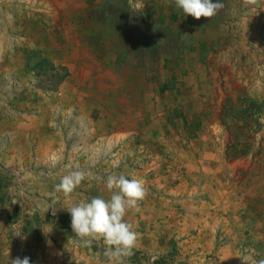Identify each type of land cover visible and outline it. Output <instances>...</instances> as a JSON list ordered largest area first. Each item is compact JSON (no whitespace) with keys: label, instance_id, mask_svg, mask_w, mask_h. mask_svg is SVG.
Segmentation results:
<instances>
[{"label":"crops","instance_id":"obj_1","mask_svg":"<svg viewBox=\"0 0 264 264\" xmlns=\"http://www.w3.org/2000/svg\"><path fill=\"white\" fill-rule=\"evenodd\" d=\"M92 1L0 0V82L31 81L37 63L28 57L31 50L63 49L70 59L74 54L100 56L105 37L80 31ZM35 2L41 9L33 10ZM17 34L32 36L24 45L16 42ZM216 34L226 41L231 37L218 54L233 64L215 63L203 47L186 61L177 53L185 61L181 73L166 72L162 82H126L116 72L118 54L113 59L107 51V63L90 82H66L60 98L43 95L25 105L21 94L12 108L4 106L0 264H13L14 247L17 252L22 248L24 256H19L31 264L264 261V85L241 72L250 64L243 59L252 47L247 35L235 40L228 31ZM260 36L264 39V32ZM74 40L84 47H76ZM167 58L163 68H171ZM224 64L234 82L220 72ZM243 97L256 101L258 117L248 114ZM22 104L36 108L38 115L17 111ZM58 107L69 125L62 126L63 133L52 128ZM77 131L84 136L78 138ZM142 149L152 159L132 166V158L144 161L138 156ZM115 167V175L141 179L147 191L124 218L138 233L137 245L130 254L109 258L102 239L88 244L75 236L66 208L94 196L109 199L106 179ZM73 171L84 174L82 182L70 193L57 190L61 178Z\"/></svg>","mask_w":264,"mask_h":264},{"label":"rangeland","instance_id":"obj_2","mask_svg":"<svg viewBox=\"0 0 264 264\" xmlns=\"http://www.w3.org/2000/svg\"><path fill=\"white\" fill-rule=\"evenodd\" d=\"M92 2V6L87 8L88 22L82 24V29L80 31L93 33L98 37L104 36L106 41V44H104L105 46L102 47L104 51L102 53L104 54L102 55V53H100L101 55L97 56V60V57H89L88 55L83 57L79 56V54L78 56H75V54L72 55L70 59L69 56L71 54L64 53L65 51L63 49H55L56 51L50 53L46 52L45 54L41 52V56L48 58L54 65L64 67L65 69L52 70L39 76L37 75V69L33 66L31 68V81L26 82L24 85L22 82H13L14 80L11 82H0V111L4 109V106H11L10 108H12V105L15 104L14 102L16 101V98L21 94L24 98L22 103L25 105L27 100L31 103L32 99L43 95L53 99L55 96L60 98V94H64L65 92L64 89L66 82H71V84H79L81 82L88 83L93 76L99 77L101 67L104 66V63H107V59L109 58V55H106L107 51L110 52V56H113V59H115L114 54H118L117 57L120 61L116 72L119 73L120 77L123 76L126 82H162L167 76L166 72L172 71L174 75L177 73L179 74V71L181 73L186 57H190L191 54L196 52V50L203 47L204 52L208 57L212 53L211 59L215 58V63H221L223 62L222 59H224L226 62L233 64L232 60L227 55H219V48L223 46L222 42H227L231 37L227 41L222 40V38L217 36L216 33L225 31L231 32L232 34L234 33L236 35L235 37H237L235 40H240L247 35L249 39H247L248 44L252 47L250 50L251 53H247V55L243 56V59L249 60L250 64L247 65V71L243 70L241 72L245 73L246 78H249L250 82H262L264 85V48H262L264 47V39L260 36L261 33L264 32V0H221L222 7L219 8L215 16L211 18L201 17L199 20L191 15H188L185 18L182 9L176 6L175 0H114V3H117V6H126L131 17L137 12H143L147 17H145L144 20L146 21V19H148L151 21V23L148 24L151 28L150 33L154 36L156 41L159 42L160 47L158 52L144 47L145 51H147L145 53L139 48L140 45L137 44V40L131 39L127 41L123 34H115L113 36L107 34L106 30L108 26L102 22L103 14L101 8L108 9L110 5H107V0H93ZM31 6L33 10H36L37 8L41 9L38 2H35V4ZM139 14L140 17L136 18L138 21L142 19V13ZM231 18H234L237 23L229 21ZM43 25L46 26V29H49V26L46 23L39 24L42 29H44ZM160 31L164 33V38H161L159 35V33H161ZM30 32L33 33V27ZM250 34H252V38L250 37ZM28 35L29 37L32 36L30 34ZM28 35L21 34L17 36L15 40L16 42L19 41V43L22 41L23 44L26 45L28 43ZM55 42L60 44L58 38H56ZM64 42L67 43L68 40H65ZM78 43L79 42L76 40L73 42L76 47H84V45H79ZM60 51L64 52L59 54ZM33 52L35 51L31 50L28 57L31 60L32 58H35L32 63L38 62L39 59L32 55ZM177 53H180L182 55L180 58L185 61H180L178 57H175ZM121 56H123L124 61L121 60ZM166 57H168L167 65H170L171 68H163L161 65ZM100 61L103 62L101 65H98V62ZM82 67L85 69L82 70ZM224 67L226 68L221 69L220 72L223 71L224 74L229 76L227 82H234L232 71L227 68L228 64H224ZM65 73L67 75L64 80L61 83H58V81H60L59 79ZM19 83L20 87H18ZM243 98H241V101ZM248 99L256 102L252 98ZM260 103H262V107L264 108V99L263 102ZM23 104L17 109V111L26 110L30 115H38L36 108H32L31 110H29L30 108L24 109ZM57 106H59V104ZM59 109L60 107L56 109L57 111L53 117L52 128L56 132L63 133L62 126L68 129L67 126L69 125L64 124L65 117H63ZM18 118L20 120V116ZM61 123L63 125H61ZM77 133L78 134L76 135L78 138L84 136L81 135L79 131H77ZM70 140L71 137H69V141ZM78 144L80 146L83 145V143ZM142 150L144 151L138 153V156L143 158L144 161H140L139 159L138 164L135 167L140 168L142 163L148 159L149 161L152 159V156H148L149 152H147L146 149ZM134 159L135 158H132L129 161L132 166H134L132 164L135 161ZM122 163L123 162L120 159V165ZM116 168L117 167H115V170L112 169L109 175H113ZM13 253H15V257L21 258L20 256H24L22 248L17 252L14 247ZM3 264H7V262H4Z\"/></svg>","mask_w":264,"mask_h":264},{"label":"clouds","instance_id":"obj_3","mask_svg":"<svg viewBox=\"0 0 264 264\" xmlns=\"http://www.w3.org/2000/svg\"><path fill=\"white\" fill-rule=\"evenodd\" d=\"M178 8L182 9L185 18L188 15L199 20L201 17L211 18L222 7L221 0H175ZM84 179L79 171L64 175L57 190L64 193L72 192ZM106 188L111 192L109 199L94 196L66 208L71 215V228L75 236L85 243L102 239L105 245V255L109 258L127 255L137 245L138 233L133 225L125 218L129 208L137 207L138 202L146 195L143 181L138 178H127L124 174L109 175ZM13 264H31L28 257H17ZM264 264V261H260Z\"/></svg>","mask_w":264,"mask_h":264},{"label":"trees","instance_id":"obj_4","mask_svg":"<svg viewBox=\"0 0 264 264\" xmlns=\"http://www.w3.org/2000/svg\"><path fill=\"white\" fill-rule=\"evenodd\" d=\"M108 2L107 5H110V7L107 9H104L103 7L101 8L102 11V22L107 24V34L110 36H113L115 34L121 35L126 38V40H131L135 39L137 40V44H139V48L142 49V51L145 53L144 47H147L152 49L153 51L156 50L157 52L159 51L160 44L159 42L156 41L154 36L150 33V27L148 19L146 21L144 18L146 17L143 12H137L135 13L134 16H130L128 13V10L126 6H117V3H114V0H107ZM116 4V5H114ZM142 19L139 21L136 20V18L140 17V14ZM117 14V15H116ZM147 18V17H146ZM106 20V21H105ZM162 21V20H161ZM101 22V21H100ZM161 32V31H160ZM161 38H164V33L161 32L159 33ZM118 39V38H117ZM41 52L35 51L33 52V56H36L39 60L38 62L34 65L35 69H37V75L42 76L45 73L52 71V70H57V69H62L64 70V67H58L54 65L50 60L46 57L41 56ZM123 58V56H121ZM66 73L62 75V77L59 79L58 83H61L64 78L66 77Z\"/></svg>","mask_w":264,"mask_h":264},{"label":"built area","instance_id":"obj_5","mask_svg":"<svg viewBox=\"0 0 264 264\" xmlns=\"http://www.w3.org/2000/svg\"><path fill=\"white\" fill-rule=\"evenodd\" d=\"M242 104H243L244 108L249 112L248 114L250 116H255V117L259 116L260 107L257 103L253 102L252 100H250L248 98H243ZM137 164H138V160L133 162V165L136 166Z\"/></svg>","mask_w":264,"mask_h":264}]
</instances>
